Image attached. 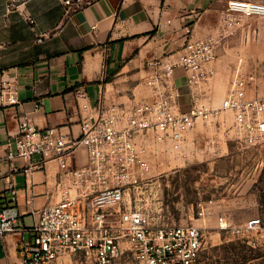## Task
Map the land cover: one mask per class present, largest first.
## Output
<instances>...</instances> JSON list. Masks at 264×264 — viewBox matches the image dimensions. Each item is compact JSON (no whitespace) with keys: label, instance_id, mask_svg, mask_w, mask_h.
<instances>
[{"label":"built area","instance_id":"obj_1","mask_svg":"<svg viewBox=\"0 0 264 264\" xmlns=\"http://www.w3.org/2000/svg\"><path fill=\"white\" fill-rule=\"evenodd\" d=\"M7 1L20 4L25 0ZM224 12L229 24L237 17L264 16V2L226 0ZM216 42L212 36L189 38L176 52L149 61L148 99L111 105L101 99L95 105L82 102L78 136L61 126H37L25 114L19 118L16 151H8L7 158L29 161L25 170L35 166L32 155L41 157L40 164L55 160L71 180L58 201L32 210L33 223L24 226L18 222L21 212L15 183L5 178L9 201L0 204V238L10 232H30V239L19 248L21 264H63V258L76 254L96 264H110L122 253L124 243L135 264H200L203 235L198 226L153 224L144 210L126 204L124 195L127 188L141 183L149 168L148 155L155 151L150 150L152 145L179 150L196 119L209 111H230L232 129L244 144L264 140V87L259 89L257 72L247 59H237L218 108L208 110L198 99L197 86L214 75ZM176 67L185 72L191 96L188 109L181 107L172 80ZM0 100L18 102L11 82H2ZM79 146L85 148L87 160L73 166L70 162ZM204 210L200 205L199 214ZM217 227L260 249L264 257V219L260 216L236 224L219 215Z\"/></svg>","mask_w":264,"mask_h":264},{"label":"crops","instance_id":"obj_2","mask_svg":"<svg viewBox=\"0 0 264 264\" xmlns=\"http://www.w3.org/2000/svg\"><path fill=\"white\" fill-rule=\"evenodd\" d=\"M225 3L73 0L68 4L64 0H25L11 4L0 0V88L3 81L11 82L18 99L17 103L0 100V204L9 201L5 178H11L21 212L18 222L30 226L32 210L58 201L63 189L71 186L55 160L40 164L41 157L32 155L30 161L35 166L25 170L29 161L7 158L8 151H16L15 134L22 115L37 126H61L78 136L82 102L95 105L101 99L111 105L150 98L145 85L151 72L148 62L176 52L189 38L207 36ZM256 18L247 19L244 27L247 46H235L237 52L230 57L218 49L213 65L218 73L231 75L238 58L264 59V39L258 37L256 41L253 34L257 32L253 26ZM172 80L181 107L188 109L191 97L184 70L176 67ZM216 89L218 96L224 85ZM202 93L210 91L205 88ZM199 101L209 102L210 98ZM158 147L152 145L150 150L157 151ZM86 160L85 148L79 146L70 163L81 166ZM30 237L29 231H22L0 238V264H21L19 248Z\"/></svg>","mask_w":264,"mask_h":264},{"label":"rangeland","instance_id":"obj_3","mask_svg":"<svg viewBox=\"0 0 264 264\" xmlns=\"http://www.w3.org/2000/svg\"><path fill=\"white\" fill-rule=\"evenodd\" d=\"M253 17H257L253 24L257 28L253 33L256 41L258 37L264 39L260 29L264 16L237 17L229 24L223 8L207 35L217 41L216 57L220 48L230 57L237 52L235 46H247L248 34L244 27L247 19ZM248 61L257 72L261 89L264 59ZM229 80L230 75L214 70L208 83L197 86L198 99L210 98L209 102H203L208 110L218 108ZM223 85L224 91L215 96L216 87ZM205 88L210 94L202 93ZM232 120L230 111L219 109L197 118L185 134L182 147L175 150L160 144L157 151L148 155L149 168L141 183L125 190L126 204L144 210L153 224L198 226L203 235L200 264H264L260 249L249 247L240 238L217 227L219 215L236 224L257 215L264 219V140L254 145L244 144L235 136ZM200 205L205 208L202 215ZM63 260V264H96L77 254ZM110 264H135L126 243L122 244V253Z\"/></svg>","mask_w":264,"mask_h":264}]
</instances>
